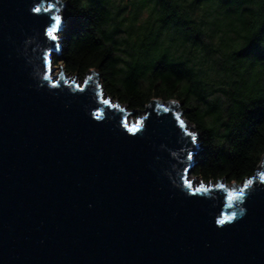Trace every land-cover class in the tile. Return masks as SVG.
Listing matches in <instances>:
<instances>
[{"label": "water", "instance_id": "95a60500", "mask_svg": "<svg viewBox=\"0 0 264 264\" xmlns=\"http://www.w3.org/2000/svg\"><path fill=\"white\" fill-rule=\"evenodd\" d=\"M60 4L0 0V264H264L261 174L194 184L179 101L132 132L97 71L56 75Z\"/></svg>", "mask_w": 264, "mask_h": 264}, {"label": "trees", "instance_id": "16d2710c", "mask_svg": "<svg viewBox=\"0 0 264 264\" xmlns=\"http://www.w3.org/2000/svg\"><path fill=\"white\" fill-rule=\"evenodd\" d=\"M68 74L92 69L110 96L144 110L179 101L201 133L192 169L243 183L264 155V0H61ZM160 100V101H159Z\"/></svg>", "mask_w": 264, "mask_h": 264}, {"label": "rangeland", "instance_id": "374dc122", "mask_svg": "<svg viewBox=\"0 0 264 264\" xmlns=\"http://www.w3.org/2000/svg\"><path fill=\"white\" fill-rule=\"evenodd\" d=\"M126 1V0H125ZM58 14L62 17V20H64V16H63V11L62 9H59L58 10ZM56 35L59 37V40H58V43H60V35L59 33H56ZM58 54V53H55V55ZM54 55V56H55ZM53 56V58H54ZM56 71L54 72L56 75H59L61 72H62V68L63 66L61 65H56ZM65 69V68H64ZM66 71V70H65ZM64 76H66V79L68 80H73L82 84L85 82V80L91 76V73H87L84 77H80L78 75H74V74H68L67 72H64ZM102 83V82H101ZM106 98L108 99H111V101L113 103L117 102L118 100L113 98L112 96H110L108 93L105 94ZM160 101V100H159ZM120 102V101H119ZM120 105L122 107H125L126 111H130L129 112V115H128V121L129 123L131 124H137L138 122H141L143 117L147 114L146 110H141V109H137L136 111H133L134 109H131L127 104H124V103H121L120 102ZM169 105H170V102L169 101H166V102H163L161 104L162 107H164L165 109H169ZM179 110H182L181 109V104H179V106L177 108H175V112H178V118L179 120H183L184 123L187 125V128L191 131V132H194L197 136V141L199 143V146H202L201 143H200V136H201V133L199 132V130L196 128V126L190 121L188 120L186 117H185V114L184 112L182 113V111H179ZM263 165L259 166L258 168V173H263ZM190 180L193 181L194 184H200L202 182V179L198 176H195L193 173H191L190 175ZM206 183H212V184H215L217 182H206ZM232 183L233 182H227L223 179V182L221 183L222 185H224L226 188L228 189H231L232 187Z\"/></svg>", "mask_w": 264, "mask_h": 264}, {"label": "snow or ice", "instance_id": "6c2138e0", "mask_svg": "<svg viewBox=\"0 0 264 264\" xmlns=\"http://www.w3.org/2000/svg\"><path fill=\"white\" fill-rule=\"evenodd\" d=\"M34 10H35V11H40V9H34ZM46 10L49 11V12H51V11L53 10V8L50 7V8H48V9H46ZM53 20L55 21V24L50 25V26L47 27V29H46V35H47L51 40L56 41V40L59 39V37L56 35V33L60 30V29H59V24H60L61 21H62V17H61V16H55V17H53ZM55 46L58 47V45H55ZM89 79H91V77H89ZM104 103H105V104H110V101L107 100V99H105V100H104ZM174 103H175V102H174ZM165 110L167 111L168 109H165ZM178 119H179V118H178ZM141 123H142V121H141V122H138L137 125H135V126H133L132 128H130L129 131H132V132L137 131L138 128H139V125H140ZM180 124H181V127H184V128L187 127V125L184 123L183 120H180ZM187 135L191 138V142H192V143H196V141H197V136H196V134H195L194 132H188ZM189 159H191V154H189ZM261 178L264 179V173H261ZM252 183H253V181L249 180V181H247L246 186H247V185H251ZM188 187H189V188H192V187H193V185H192L191 182L188 183ZM221 187H223V185H222ZM196 191H207V189H206L203 185H201L200 188L196 189ZM239 195L242 196L243 193H240ZM229 198H230V199L232 198V193H229ZM232 218H233V217H229L228 219H232ZM217 223L223 225V224L226 223V221H225L224 219H221V220L217 221Z\"/></svg>", "mask_w": 264, "mask_h": 264}, {"label": "built area", "instance_id": "2783aa9c", "mask_svg": "<svg viewBox=\"0 0 264 264\" xmlns=\"http://www.w3.org/2000/svg\"><path fill=\"white\" fill-rule=\"evenodd\" d=\"M63 24H64V26H65V24H66V21H63Z\"/></svg>", "mask_w": 264, "mask_h": 264}, {"label": "bare ground", "instance_id": "6f19581e", "mask_svg": "<svg viewBox=\"0 0 264 264\" xmlns=\"http://www.w3.org/2000/svg\"><path fill=\"white\" fill-rule=\"evenodd\" d=\"M66 77V76H65ZM104 98L106 99V96L104 95ZM125 108V107H124Z\"/></svg>", "mask_w": 264, "mask_h": 264}]
</instances>
